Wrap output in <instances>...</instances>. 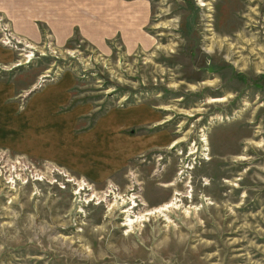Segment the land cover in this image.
I'll list each match as a JSON object with an SVG mask.
<instances>
[{
  "label": "rangeland",
  "instance_id": "374dc122",
  "mask_svg": "<svg viewBox=\"0 0 264 264\" xmlns=\"http://www.w3.org/2000/svg\"><path fill=\"white\" fill-rule=\"evenodd\" d=\"M146 1L140 47L0 14V264H264V0Z\"/></svg>",
  "mask_w": 264,
  "mask_h": 264
},
{
  "label": "crops",
  "instance_id": "0c3cea01",
  "mask_svg": "<svg viewBox=\"0 0 264 264\" xmlns=\"http://www.w3.org/2000/svg\"><path fill=\"white\" fill-rule=\"evenodd\" d=\"M47 1L48 2H43V0H0V14L8 16L11 22L15 20L24 25L32 23L37 35L40 33L36 24L40 22L42 25L47 26L49 32L52 33L50 36L51 40H53L54 43H56L55 41H59L58 44H60L61 40L64 41L66 37L68 38L72 35V32L75 31L74 27H77L79 33L84 38L91 41H104L117 37L121 43L127 47H140L144 44V41H147L144 36L142 38V33H140L142 32L143 25L148 16L149 4L146 0ZM84 28L88 30L90 36L84 33ZM18 34L21 35V38H23L22 40L29 41V39H31V35H29L25 28L20 30ZM136 36H138L139 40H137ZM39 37L40 35L37 36V38ZM140 37L142 38V42L140 41ZM135 107L137 106H134V108ZM117 117L123 118L120 113L117 114ZM122 121L123 125L131 124L130 126H136L139 125L136 123H139L137 121H140V119L136 115H133V122L125 119ZM113 131V129L102 127L95 130L94 135L91 136L94 138V141L97 142L99 135L104 136L110 134L101 143L102 148L100 150H104L106 154L115 152L124 153L129 150L133 153L135 150L139 149L138 147L151 145L148 138L144 139L145 142L142 141L141 138L135 136V138H125L126 136H123V139L120 133H117L118 137H115L116 133ZM130 135H132V132ZM84 138H87V136H84ZM108 141H110V144L107 143ZM119 164L116 163L114 166Z\"/></svg>",
  "mask_w": 264,
  "mask_h": 264
},
{
  "label": "bare ground",
  "instance_id": "6f19581e",
  "mask_svg": "<svg viewBox=\"0 0 264 264\" xmlns=\"http://www.w3.org/2000/svg\"><path fill=\"white\" fill-rule=\"evenodd\" d=\"M30 57L31 56V54L30 55H26V57ZM225 99L224 98H215V99H211L209 102H219V101H224ZM177 142L175 141V142H173V144H176ZM244 157H241V159H243ZM85 185V183L84 182H81V183H79V190L80 189H83V186ZM109 188H111L110 186H109ZM108 193V194H107ZM109 193L110 194H114V198H118L117 199V205H120V204H122L123 203V201L124 200H122L123 198L122 197H120V195L118 196L115 192H113L111 189L108 191H106L105 193H102V195L101 196H99L98 198L100 199V201H104V199L103 198H101V197H103V196H107V195H109ZM97 196V194H93V197H96ZM110 196V195H109ZM122 198V199H121ZM136 199H137V195L135 196V195H133V196H131V199L129 200L130 201V205H132V206H127V207H124L122 210H121V213H122V215L124 216L123 218V223H122V225L121 226H126L127 228H128V232H130L131 231V228H133V226H134V223H136V222H142L143 220H145L146 218H145V215H160V217H162L164 220H166V221H170L169 220V212H171V209L172 208H177V203L175 202V199L174 198H172L170 201H168V202H166V203H164V204H162V205H160V206H158V207H155L154 209L152 208V209H149V210H147L143 215H136V214H134V212L132 211V208L134 207V206H136L137 205V203L135 202L136 201ZM106 201V200H105ZM120 201V202H119ZM116 203V202H115ZM114 203V204H115ZM113 204V205H114ZM195 209V208H194ZM185 213L186 214H188L189 212H188V210H185Z\"/></svg>",
  "mask_w": 264,
  "mask_h": 264
}]
</instances>
